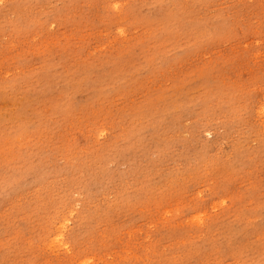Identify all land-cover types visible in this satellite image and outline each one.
Instances as JSON below:
<instances>
[{"label":"rangeland","instance_id":"obj_1","mask_svg":"<svg viewBox=\"0 0 264 264\" xmlns=\"http://www.w3.org/2000/svg\"><path fill=\"white\" fill-rule=\"evenodd\" d=\"M0 264H264V0H0Z\"/></svg>","mask_w":264,"mask_h":264}]
</instances>
